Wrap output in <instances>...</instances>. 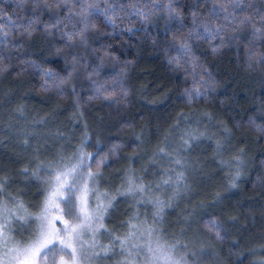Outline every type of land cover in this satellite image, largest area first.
<instances>
[{"label":"snow or ice","instance_id":"snow-or-ice-1","mask_svg":"<svg viewBox=\"0 0 264 264\" xmlns=\"http://www.w3.org/2000/svg\"><path fill=\"white\" fill-rule=\"evenodd\" d=\"M36 2L39 5V0ZM43 7L49 9L51 18L39 23L35 31L31 23L17 25L12 18L0 19V74H21L11 64L15 58L6 55L19 47H47L51 56L59 57L64 47L79 38V46L91 48L93 53L91 70L86 72L91 90L89 100L107 98L117 89L127 95L126 65L133 61L122 63L114 51L116 40L121 37H127L121 42L135 49L136 57L144 50L143 45L151 44L159 49L155 54H162L177 72L188 70L186 65L193 73L202 67L194 51L196 44H207L213 55L221 54L230 42L229 32L242 35L246 41L243 46L249 66L255 54L256 45L245 30L248 21L238 11L241 0H127V3L123 0H50ZM52 7L59 8V12L52 13ZM123 17H128L130 23H138L140 30L121 27ZM162 22L164 27L160 28ZM97 25L105 32L110 30L115 39L100 41L99 47H94L98 33L93 29ZM24 29L23 37L11 38ZM161 31L167 36L161 38ZM57 35L62 43L51 39ZM251 36L264 41V30L257 29ZM170 37L173 39L169 40ZM72 64V71L65 75H58L54 70L44 75L47 80L67 83L79 70V59L72 57ZM110 65L113 68L120 65L119 71L102 77L103 70ZM34 67L40 69V65ZM4 95L11 102L14 97L11 83ZM199 96V91L195 96L188 93V102H194ZM19 111L23 112V105ZM144 111L141 109V113ZM154 115L158 121L155 142L150 126ZM93 116L98 122L94 152L84 150L88 135L85 131L80 150L70 162L61 157L59 164L36 166L25 155L35 129L15 126L16 118L11 115L5 118L4 110L0 109V245L12 233L23 237L22 243L7 253V261L0 254V264H159L161 260L165 264H179L175 245L162 242L157 232L159 222L174 214L168 210L190 189L186 172L194 164L189 154L195 152L198 162L200 153L208 148L202 141H210L214 155L221 157L220 163L229 170L231 191L239 188L244 172L255 167L253 145L264 147V123L252 119L246 126L239 122L229 126L228 121L206 109L200 112L194 127L179 130L177 141L174 134L181 120L189 117L183 111L177 112L161 132L160 115L151 113L139 116L144 121L139 132L135 123L123 125L132 129L128 147L133 149V154L121 164L116 158L120 143H113L108 153L100 146L99 131L107 127L105 115L95 110ZM213 124L215 127H211ZM13 137L14 143L10 144ZM226 151L230 159L222 158ZM260 156L264 157V151ZM260 165L264 167V159ZM256 182L264 186V174H258ZM165 192L169 193L167 198L161 195ZM212 203L221 206V217H229V221L222 218L206 221L205 227L214 233L210 244L213 240L226 239L231 224L239 219L235 206L229 208L219 193ZM188 218L186 214L185 221ZM178 226L182 237L185 225L178 221Z\"/></svg>","mask_w":264,"mask_h":264},{"label":"clouds","instance_id":"clouds-1","mask_svg":"<svg viewBox=\"0 0 264 264\" xmlns=\"http://www.w3.org/2000/svg\"><path fill=\"white\" fill-rule=\"evenodd\" d=\"M123 2L127 3V0ZM155 2H160V0H155ZM44 4H50V0H39V5L36 0H0V19L12 18L17 25L31 23L35 31L39 23L51 18L49 9L43 7ZM241 4L242 7L238 8V11L242 14V18L248 21L245 30L256 45L251 66H249L247 50L243 46L246 43L243 36L229 32L230 42L225 45L221 54L213 55L207 44L199 43L194 46V51L200 58L199 63L202 66L195 73L188 65H186L188 70L174 71L166 60H162L161 66L165 72L163 83L154 89H148L143 83L136 87L132 84V77L137 68L136 61L141 57L142 51L136 57L137 59H127V51L130 48L121 42L127 39L125 36L116 40V49L125 54L124 60H121L119 56L122 63L128 60L133 61L126 65L128 71L124 79L125 87L128 89L127 95H123L117 89L107 98L88 99L91 90L86 72L91 70L93 53L91 48L84 49L79 46V38L64 47L59 57L51 56L47 47L30 49L25 46L6 53L15 58L11 64L21 74L19 76L0 74V109L4 110L5 118L10 115L16 118L15 126L35 129L25 153L27 159L36 166L59 164L61 157L65 162H70L80 150L85 131L88 135L87 146L84 150L88 153L94 152L98 134V122L93 116L96 108H100L105 113L107 125L105 130L99 131L102 137L100 146L105 153H108L113 143H120L121 147L116 158L121 161V164L127 156L133 154V149L128 147V137L132 129L123 125L135 123L136 131L139 132L144 123L140 119L133 120V117H137V108L145 110L139 116L159 114L161 132L171 123L177 112L183 111L189 119L181 120L174 134L177 141L179 130L185 126L194 127L196 118L206 109L226 121L228 120L225 116H231L234 123H229V126H234L236 122L246 126L232 116V111L238 102L236 97L239 95V89L247 87L254 96L264 93V63H261V60H264V41L255 40L251 36L257 29L264 30L262 28L264 26V0H241ZM51 12L58 13L59 8L52 7ZM120 24L124 28L131 27L136 31L140 30L139 24L130 23L128 17H123ZM163 27L162 22L160 28ZM93 31L98 33L94 47H99L100 41L115 39L110 30L105 32L99 25ZM152 31L156 33L157 29L153 27ZM25 32L26 29L18 30L16 36L11 38L16 40L18 37H23ZM159 36L163 38L167 36V33L161 31ZM51 39L62 43L58 35ZM172 39L169 38V40ZM149 47L152 49L150 54H155L159 50L154 49L151 44ZM125 48L127 51H124ZM241 48L243 52L236 56L234 66L230 69V78H223V74L218 71L217 62H222L221 58L225 49H235L239 53ZM72 57L79 59V70L73 73L71 80L61 83L59 79H46L44 73L50 70H54L58 75H65L72 71ZM54 60L60 63L53 66L52 61ZM34 65H40V69L37 70ZM109 67L115 73L119 71L120 65L115 68L111 65ZM174 74L180 75L179 82L176 81ZM169 81L172 82L171 85ZM10 83L14 93L11 102L4 95L9 91ZM112 83L110 81L108 86L111 87ZM230 84L234 86L231 97L233 103L229 104L227 99L221 100L218 110L216 99L221 90L224 91L225 96L228 95ZM197 91L200 96L194 102L189 103L187 94L192 93L195 96ZM246 99L251 101L259 111L260 119L264 120V96H260L258 102L252 97H246ZM153 101L154 104L151 103ZM20 105H23L22 113L19 111ZM149 105L154 107H149ZM225 108L228 109L227 112ZM157 122V117L152 116L150 126L153 142L156 140ZM85 124H87V129H85ZM217 131L219 132L218 129ZM249 135L251 136V133ZM14 139L13 137L9 143H14ZM202 143L208 145V148L200 153L198 162L195 159V152L189 154L194 164L186 172L190 189L182 194L173 209L168 210L174 214L165 216L159 222L160 229L157 235L162 242L175 245V253L180 258L179 264H264V186L256 182L257 175L264 174V167H261L259 163L254 178H250L252 173L246 170L240 178L239 188L230 191L228 187V181L231 178L228 175L229 170L220 163L221 157L214 155L212 151L214 145L208 140ZM16 146L19 147V145ZM195 151L198 152L199 148ZM222 158L230 159L227 151ZM262 159L264 157H261L260 161ZM248 184H251V188L246 191L245 185ZM216 193L228 202L229 208L235 206L237 209L235 215L239 219L235 224H231V230L226 239L222 242L213 240L210 244L209 240L214 233L205 227L206 221L210 218H222L226 222L229 221V217H221V206L212 203ZM161 195L167 198L169 193L165 192ZM186 214L189 217L187 221H185ZM178 221L180 225H185L182 237ZM22 240L23 237L16 233L6 237L5 243L0 245V254H4L5 261H7V253L20 245ZM159 264H165V262L161 260Z\"/></svg>","mask_w":264,"mask_h":264},{"label":"trees","instance_id":"trees-1","mask_svg":"<svg viewBox=\"0 0 264 264\" xmlns=\"http://www.w3.org/2000/svg\"><path fill=\"white\" fill-rule=\"evenodd\" d=\"M144 51L141 52V57L139 59L135 56V49H128L127 51V59H137V68L133 73L132 77V84L136 87H138L140 84H146L148 89H154L157 88V85L162 84L164 80L165 72L162 70L161 61L164 60L163 55L157 56L155 54H150L152 52V49L149 47V44L143 45ZM114 51L117 52V54L120 56L121 60L125 59V54L123 52H120L118 49H114ZM243 49H240V52L238 53L235 49H225V53L222 55V62H217L218 65V71L223 74V78L229 79V73L230 69L234 66V61L237 55L242 54ZM60 61L54 60L52 61L53 66L59 64ZM114 74L113 69L110 67H107L103 70L102 77L103 76H111ZM176 75V81L179 82L181 80L180 75ZM169 85L172 84L171 81L168 82ZM127 86V85H126ZM229 91L228 95L225 96V93L223 90L220 91L219 96L216 99V106L219 110L220 107V101L221 100H228L229 104L233 103L232 92H233V85H229ZM158 94V92H157ZM260 96H264V93H260L259 96H254L253 92L250 91L247 87H244L242 89H239V95L236 97V100L238 101L236 103L235 109L232 111V116H235L237 120L241 121V124L247 125L249 119L255 120L257 123H264V120L260 119V113L256 110V108L253 106L250 100L246 99V97H252L257 102L260 99ZM143 103V101H141ZM149 107H154L153 105H149ZM95 110L101 111L100 108H96ZM94 110V111H95ZM137 120L139 119V114L141 113V109L137 108ZM228 109L225 108V112H227ZM102 113L105 115V113L102 111ZM225 119L229 121L230 124H233L234 121L232 120L231 116H225ZM253 151L255 153V167H251L249 170L252 173V177L254 178L256 174V170L259 167L260 163V152L264 151V147H262L260 144H254L253 145ZM251 188V184L245 185V190Z\"/></svg>","mask_w":264,"mask_h":264}]
</instances>
